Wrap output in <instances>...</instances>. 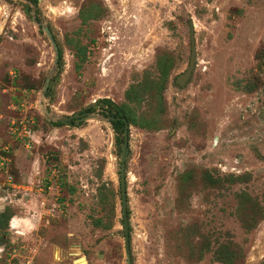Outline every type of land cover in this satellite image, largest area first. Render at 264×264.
<instances>
[{
    "label": "rangeland",
    "instance_id": "374dc122",
    "mask_svg": "<svg viewBox=\"0 0 264 264\" xmlns=\"http://www.w3.org/2000/svg\"><path fill=\"white\" fill-rule=\"evenodd\" d=\"M102 100L131 263L264 264V0H0V264H126Z\"/></svg>",
    "mask_w": 264,
    "mask_h": 264
},
{
    "label": "water",
    "instance_id": "95a60500",
    "mask_svg": "<svg viewBox=\"0 0 264 264\" xmlns=\"http://www.w3.org/2000/svg\"><path fill=\"white\" fill-rule=\"evenodd\" d=\"M196 50L195 40L193 33L191 34V56L189 65L186 71L177 77L176 84L180 87L185 86L192 77L193 71L196 67ZM90 114L75 115L76 118L81 117L82 120L88 118ZM71 118L61 120L62 124L70 126L69 121ZM128 147V127L125 126L123 142L121 145L120 154V195H121V207H122V224H123V240H124V252L126 257V264H132L130 259V236H129V221L127 215V199H126V151Z\"/></svg>",
    "mask_w": 264,
    "mask_h": 264
},
{
    "label": "crops",
    "instance_id": "0c3cea01",
    "mask_svg": "<svg viewBox=\"0 0 264 264\" xmlns=\"http://www.w3.org/2000/svg\"><path fill=\"white\" fill-rule=\"evenodd\" d=\"M13 125H14V123H13ZM15 126V125H14ZM17 129V128H16ZM5 146H7V152H9L12 156H13V158L16 156L15 155V153H16V148H14V146H9V145H5ZM14 154V155H13ZM14 160V159H13ZM12 161V160H11ZM3 187L4 186H6V187H4V188H7V189H11V190H7V191H12V190H16V189H18L19 188V185L18 184H16L15 183V180H14V177H13V181H12V183L11 184H8V183H6V181H5V183L2 185ZM4 200H7V197H0V214H5V215H7L6 216V218H7V221L9 220H11L12 218H14L15 217V213H13V211H12V209L11 208H7V207H5L4 205H2L4 202H2V201H4ZM10 202V201H9ZM17 218V217H16ZM7 224H8V222H7ZM6 224V225H7ZM15 230H19V229H15ZM2 246H3V244H2V242H0V251H2Z\"/></svg>",
    "mask_w": 264,
    "mask_h": 264
},
{
    "label": "trees",
    "instance_id": "16d2710c",
    "mask_svg": "<svg viewBox=\"0 0 264 264\" xmlns=\"http://www.w3.org/2000/svg\"><path fill=\"white\" fill-rule=\"evenodd\" d=\"M59 58H60V55H59ZM100 103L104 107L106 106L107 107V110L111 113V116L113 117V121H112L113 125L116 124V126H120L121 128H123V132H124V128L127 125V121H126V119L124 117L120 116V114H119V108L116 105H114L109 100H102V101H100ZM112 111H113V113H112ZM5 154L7 156H9V157L11 156V154L9 152H5ZM10 168H11V165H10ZM9 172L13 175L12 169H9Z\"/></svg>",
    "mask_w": 264,
    "mask_h": 264
},
{
    "label": "built area",
    "instance_id": "2783aa9c",
    "mask_svg": "<svg viewBox=\"0 0 264 264\" xmlns=\"http://www.w3.org/2000/svg\"><path fill=\"white\" fill-rule=\"evenodd\" d=\"M7 148L0 145V177L3 178L6 183L11 184L13 181V175L9 172L11 159L5 154Z\"/></svg>",
    "mask_w": 264,
    "mask_h": 264
},
{
    "label": "clouds",
    "instance_id": "9594fccd",
    "mask_svg": "<svg viewBox=\"0 0 264 264\" xmlns=\"http://www.w3.org/2000/svg\"><path fill=\"white\" fill-rule=\"evenodd\" d=\"M61 8L64 11H67L69 13L73 12V9L68 4L62 5ZM10 227L12 229H22V233H23V231H27V230H30L31 228H33L34 225L31 223V221L29 219H26V218L25 219H20V218L14 217L10 221Z\"/></svg>",
    "mask_w": 264,
    "mask_h": 264
},
{
    "label": "bare ground",
    "instance_id": "6f19581e",
    "mask_svg": "<svg viewBox=\"0 0 264 264\" xmlns=\"http://www.w3.org/2000/svg\"><path fill=\"white\" fill-rule=\"evenodd\" d=\"M86 263V262H85ZM83 260L77 262V264H85Z\"/></svg>",
    "mask_w": 264,
    "mask_h": 264
}]
</instances>
